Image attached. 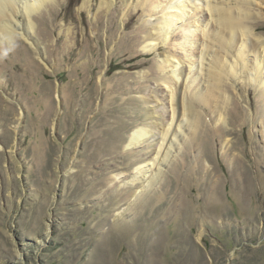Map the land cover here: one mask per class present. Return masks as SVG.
<instances>
[{"label": "rangeland", "instance_id": "rangeland-1", "mask_svg": "<svg viewBox=\"0 0 264 264\" xmlns=\"http://www.w3.org/2000/svg\"><path fill=\"white\" fill-rule=\"evenodd\" d=\"M108 1L54 0L30 40L0 44V264H264V0H249L259 52L192 105L187 135L186 84L173 98L163 82L171 9Z\"/></svg>", "mask_w": 264, "mask_h": 264}, {"label": "bare ground", "instance_id": "bare-ground-1", "mask_svg": "<svg viewBox=\"0 0 264 264\" xmlns=\"http://www.w3.org/2000/svg\"><path fill=\"white\" fill-rule=\"evenodd\" d=\"M150 1L151 0H146L147 5ZM161 1L166 4H161ZM186 1L187 0H155L154 3L151 1L153 12L160 8V6H162L164 11L171 9V11H169L170 14L167 13L165 16L166 18L160 22L159 27L162 35L158 37L161 40H168L169 34H173L171 41L172 47H174L175 50H173V48L171 52L173 53V59L178 57V62L170 58L165 59V63H163V68L172 67V69L169 70L172 75L168 76L163 82L172 90L173 98H175V95L178 93V86L175 87L176 92L175 89H173L174 86L181 83V79L183 81L182 84H186L183 100L185 113L178 119V122L180 121L178 124L179 128L182 127L181 122L187 120L185 119V116H187L186 113L188 112L189 115H191L192 105L202 102L206 97L208 100L216 99V93L219 95L221 86L225 85V78L232 79L233 76L239 75V70H242V66L244 65L245 68L248 65L246 61L249 53H256L260 46L255 44L251 39L250 35L254 32L247 26L248 20L254 15L252 14V3H250L249 0H234L237 6L233 8L223 6V2L228 0H203L206 4L204 10L201 9V4H197L198 0H191L190 3L193 5L191 7L193 9V15L189 14L190 12H188L189 8L187 10ZM51 2H54V0H0V44L4 41L13 44L18 37H25L30 40L31 34H33L32 31H34L36 27L34 21L35 15ZM90 2L91 0H86L84 5L87 6ZM106 3L109 9L113 4V0ZM105 4L102 6L104 7ZM189 5L190 4H188V7ZM207 14L210 16L209 18L205 17ZM257 16L263 17L264 14L260 13L257 14ZM20 17L23 18L24 24L18 23V21H21ZM186 19H188V22ZM176 21H182L184 26H182L179 31H177L179 28L176 30L174 29ZM239 44L240 47H238ZM218 46H222L224 48L223 50L227 52L223 53L224 56L223 54L221 55L222 52L219 53L214 50L215 47ZM235 46L236 51H233ZM195 50L200 53L198 59H196L197 57L195 58ZM262 52H264V46ZM181 58L187 59L188 71L183 70V67L180 68L181 64H183ZM229 58H234V61L230 63ZM259 58L260 60L258 63ZM261 58L262 56L260 55L256 60L254 59V63L258 64L257 71L260 73L264 70V58ZM243 71L244 70H242V72ZM262 74H264V71ZM260 81H263L264 84V77H261ZM172 100L174 101V99ZM218 100L219 99H217L216 102H218ZM172 105L173 109H176V107H174L175 104L173 103ZM175 112L176 111H174L173 121L176 116ZM187 121L184 126L185 129L183 128L180 132H184V134L187 135L186 131L189 132L191 128L198 130L199 126L193 120L190 121L188 119ZM172 125L173 124L168 128L167 134ZM177 131L178 130H176V132ZM147 137V133L143 131V129L133 131L129 136L127 148H132L141 144ZM184 139L185 136L182 138V142ZM179 142L181 141L179 140ZM171 144L170 146L175 149L173 142ZM174 149H170L163 158V161L158 163L160 166L159 172H161H157L156 180L154 183L152 182L149 184H153L152 188L156 185L158 178H160L159 175L165 172L162 166H167L172 161L175 153H177Z\"/></svg>", "mask_w": 264, "mask_h": 264}, {"label": "trees", "instance_id": "trees-1", "mask_svg": "<svg viewBox=\"0 0 264 264\" xmlns=\"http://www.w3.org/2000/svg\"><path fill=\"white\" fill-rule=\"evenodd\" d=\"M115 66H117V65H115ZM115 68H117V67H115Z\"/></svg>", "mask_w": 264, "mask_h": 264}]
</instances>
